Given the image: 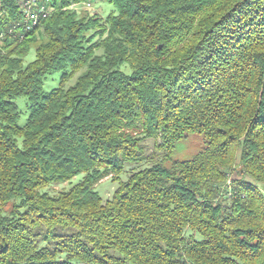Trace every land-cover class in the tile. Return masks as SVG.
<instances>
[{"label": "trees", "instance_id": "1", "mask_svg": "<svg viewBox=\"0 0 264 264\" xmlns=\"http://www.w3.org/2000/svg\"><path fill=\"white\" fill-rule=\"evenodd\" d=\"M87 1L0 45V264H264V0Z\"/></svg>", "mask_w": 264, "mask_h": 264}, {"label": "rangeland", "instance_id": "2", "mask_svg": "<svg viewBox=\"0 0 264 264\" xmlns=\"http://www.w3.org/2000/svg\"><path fill=\"white\" fill-rule=\"evenodd\" d=\"M86 4L90 5V7L88 8ZM86 4L84 8L80 10L79 14H81L82 12H90L91 14L98 13L103 17H106L107 14L113 9V7L105 0H91ZM35 58H36V52L35 49L33 48L31 52L25 57L24 62L25 64H28L34 61ZM59 80H60L59 74H55L49 77L48 80L45 82V86H44L45 91L50 92L53 89L57 88L59 85ZM16 104L18 106L19 112L21 113V119L19 125L23 127L26 124L30 113L29 101L26 97H22L16 100ZM145 146H148L147 155L151 156V154L154 152L153 141L148 140L145 143ZM206 147H207V143L202 135H192L177 143L174 153L171 156V159L168 162H166V164L169 166L172 163V161L191 160L197 154L202 152ZM149 164H151V162H148V164H144V165L143 163H128L126 165L125 173L121 175V180L126 181L133 172V170L143 169L144 167H148ZM82 178L83 175H79L76 178H74L71 182L53 185L46 190H48V192L51 193L52 195H55L62 191L69 190L71 186L78 184L82 180ZM260 187L264 189L263 186ZM117 188H118V182L117 183L112 182V178L109 177L104 179L101 183H99L96 187V190L100 194L104 202H106L112 198Z\"/></svg>", "mask_w": 264, "mask_h": 264}, {"label": "built area", "instance_id": "3", "mask_svg": "<svg viewBox=\"0 0 264 264\" xmlns=\"http://www.w3.org/2000/svg\"><path fill=\"white\" fill-rule=\"evenodd\" d=\"M16 6L20 10L21 18L17 22H9L8 25L0 26V45L4 43L6 39L10 41L25 39L27 32L36 28L41 19L48 18L51 13L54 12V7L50 5V0H42V9L34 10L35 0H15ZM89 2V1H87ZM87 2L81 4H72L69 9H73L76 12H80L84 8ZM86 6L89 8L90 5ZM86 8V7H85ZM90 13V12H89ZM91 14V13H90ZM6 13L2 10L0 6V24L2 19H4ZM5 21H9V16H6Z\"/></svg>", "mask_w": 264, "mask_h": 264}, {"label": "bare ground", "instance_id": "4", "mask_svg": "<svg viewBox=\"0 0 264 264\" xmlns=\"http://www.w3.org/2000/svg\"><path fill=\"white\" fill-rule=\"evenodd\" d=\"M42 9V0H35L34 1V10H41Z\"/></svg>", "mask_w": 264, "mask_h": 264}]
</instances>
